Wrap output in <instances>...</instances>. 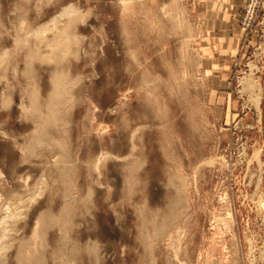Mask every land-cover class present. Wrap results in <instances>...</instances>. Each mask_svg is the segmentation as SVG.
Returning <instances> with one entry per match:
<instances>
[{"label":"rangeland","instance_id":"rangeland-1","mask_svg":"<svg viewBox=\"0 0 264 264\" xmlns=\"http://www.w3.org/2000/svg\"><path fill=\"white\" fill-rule=\"evenodd\" d=\"M251 1L0 0L5 264H264Z\"/></svg>","mask_w":264,"mask_h":264},{"label":"bare ground","instance_id":"bare-ground-1","mask_svg":"<svg viewBox=\"0 0 264 264\" xmlns=\"http://www.w3.org/2000/svg\"><path fill=\"white\" fill-rule=\"evenodd\" d=\"M66 12H69L72 15V17L70 18L71 20V25L75 23L76 21V13L74 12V9L73 8H69L68 10H65ZM54 39L52 40L53 42H55V48H53V52L55 53L56 51H58L57 49H60L62 48V50H64L66 48V46L70 43L71 41V34H70V29H68L67 27L66 28H63L62 30H56L54 32ZM52 42V43H53ZM51 43V44H52ZM33 50V49H32ZM30 56L34 58V56H40V54H33V53H30ZM65 77L62 76V77H57L55 79V87H54V91L52 92L51 91V95L49 96V102H48V105L50 106H55L57 104V102L59 101L60 97H61V94H62V90L65 88ZM65 90V89H64ZM39 94V93H38ZM32 95V98L34 99L33 103H34V106L33 107H36L38 108L39 107V100H38V95L35 97L36 93H31ZM35 97V98H34ZM32 103V105H33ZM42 115V113H41ZM35 141V139H34ZM37 195L33 196V198H36ZM47 212V211H46ZM14 214L13 212H6L5 215H2L1 216V220H0V223H3L5 225L4 227V235H6V230H7V223L9 221L10 218L14 217ZM46 215H42L39 219V223L40 225H42L43 227L46 226ZM49 219V217H48ZM25 245L24 241H21L20 242V245H19V250L20 252L22 251L23 249V246ZM19 252V255H21ZM0 254H1V249H0ZM1 256V255H0ZM33 261H31L30 259H27L25 260V264H32ZM0 264H5V262H3L0 258Z\"/></svg>","mask_w":264,"mask_h":264},{"label":"built area","instance_id":"built-area-1","mask_svg":"<svg viewBox=\"0 0 264 264\" xmlns=\"http://www.w3.org/2000/svg\"><path fill=\"white\" fill-rule=\"evenodd\" d=\"M264 5V0H252L251 1V4L249 5V8H248V17H250V19H252L255 14L257 13V7L260 6V5Z\"/></svg>","mask_w":264,"mask_h":264},{"label":"crops","instance_id":"crops-1","mask_svg":"<svg viewBox=\"0 0 264 264\" xmlns=\"http://www.w3.org/2000/svg\"><path fill=\"white\" fill-rule=\"evenodd\" d=\"M222 38H226V39H227V37H225V35H224V34L221 36V40H222Z\"/></svg>","mask_w":264,"mask_h":264}]
</instances>
